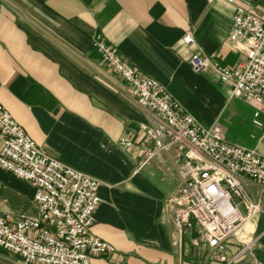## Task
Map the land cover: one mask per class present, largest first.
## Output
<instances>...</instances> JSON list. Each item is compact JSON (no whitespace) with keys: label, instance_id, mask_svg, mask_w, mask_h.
Masks as SVG:
<instances>
[{"label":"crops","instance_id":"1","mask_svg":"<svg viewBox=\"0 0 264 264\" xmlns=\"http://www.w3.org/2000/svg\"><path fill=\"white\" fill-rule=\"evenodd\" d=\"M243 1L264 16V0ZM233 10L224 0H0L2 106L45 155L101 182L91 234L115 251L90 264H264V185L251 181L244 192L255 208L237 204L246 240L236 234L226 240L225 262L213 259L195 227L173 245L171 199L182 184L184 160L173 147L152 154L141 126L157 127V121L92 46L101 35L200 124L221 126L227 142L264 157V112L261 126H254V106L211 69L195 74L189 66L196 50L212 63L234 65ZM186 32L196 47L181 44ZM239 111L244 136H228L224 125L237 128ZM122 139L130 145H120ZM34 192L0 168V215L13 221L33 215Z\"/></svg>","mask_w":264,"mask_h":264},{"label":"built area","instance_id":"2","mask_svg":"<svg viewBox=\"0 0 264 264\" xmlns=\"http://www.w3.org/2000/svg\"><path fill=\"white\" fill-rule=\"evenodd\" d=\"M224 1L234 9L229 43L237 61L232 67L221 66L196 50L189 66L195 74L211 69L221 85L255 107L252 123L260 127L264 16L243 0ZM180 42L197 46L191 32L184 33ZM92 46L103 65L129 87L135 103L157 121V127L141 126L153 144L152 154L173 147L184 160L182 184L171 199L173 245L195 227L213 259L225 262V242L235 236L244 220L238 202L255 208L244 192V182L264 185V157L227 142L221 126L200 124L165 87L123 60L101 35L94 36ZM0 143V168L35 188L36 208L33 215L21 214L15 221L10 214L0 215V249L18 256L23 264H90L91 258H104L115 251L91 234L101 182L45 155L1 102ZM119 144L130 145L125 139Z\"/></svg>","mask_w":264,"mask_h":264},{"label":"rangeland","instance_id":"3","mask_svg":"<svg viewBox=\"0 0 264 264\" xmlns=\"http://www.w3.org/2000/svg\"><path fill=\"white\" fill-rule=\"evenodd\" d=\"M244 115L245 114L243 112L239 111L237 114V117H235L233 124H235V123L238 124L237 128H236V125L233 126L234 128L231 126V124L230 125H224V127L226 128L228 136L231 135V136H235L238 138L244 136L243 129H239V125L240 124L242 125L244 123V119H245ZM243 234H244L243 231H238L236 233L235 239L237 238V240H239L241 242L245 241L246 236H243ZM0 264H23V263L18 256H15L13 254H10V253L5 252L2 249H0Z\"/></svg>","mask_w":264,"mask_h":264}]
</instances>
